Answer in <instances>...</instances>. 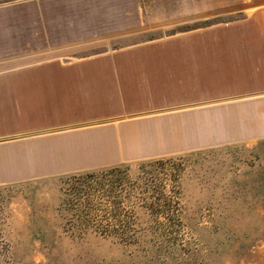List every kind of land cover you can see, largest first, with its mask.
Returning a JSON list of instances; mask_svg holds the SVG:
<instances>
[{"label":"crops","instance_id":"0c3cea01","mask_svg":"<svg viewBox=\"0 0 264 264\" xmlns=\"http://www.w3.org/2000/svg\"><path fill=\"white\" fill-rule=\"evenodd\" d=\"M91 3L124 35L241 14L81 57L64 55L77 40H45L0 58V184L264 138V0Z\"/></svg>","mask_w":264,"mask_h":264},{"label":"rangeland","instance_id":"374dc122","mask_svg":"<svg viewBox=\"0 0 264 264\" xmlns=\"http://www.w3.org/2000/svg\"><path fill=\"white\" fill-rule=\"evenodd\" d=\"M91 1L0 0V58L45 40H77L64 55L81 57L241 14L124 35ZM81 174L95 225L127 238L71 229ZM263 175L264 138L0 184V264H264Z\"/></svg>","mask_w":264,"mask_h":264},{"label":"trees","instance_id":"16d2710c","mask_svg":"<svg viewBox=\"0 0 264 264\" xmlns=\"http://www.w3.org/2000/svg\"><path fill=\"white\" fill-rule=\"evenodd\" d=\"M91 175L92 174L74 175L73 179L78 182V185L71 187V198L63 202V204L66 205V209L72 212V217L68 219L71 229L81 237L88 234V232H94L104 238H108L112 235L120 239L127 238L123 233L120 236H117V234H108L107 227L95 225L94 220L90 216V212L93 211V204L90 199V188L89 186H85V183L88 181L87 178ZM258 181L262 184L261 187L264 186V175L261 176Z\"/></svg>","mask_w":264,"mask_h":264}]
</instances>
